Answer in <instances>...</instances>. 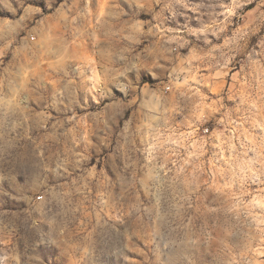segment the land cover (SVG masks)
<instances>
[{
	"label": "clouds",
	"instance_id": "1",
	"mask_svg": "<svg viewBox=\"0 0 264 264\" xmlns=\"http://www.w3.org/2000/svg\"><path fill=\"white\" fill-rule=\"evenodd\" d=\"M0 264H264V0H0Z\"/></svg>",
	"mask_w": 264,
	"mask_h": 264
},
{
	"label": "rangeland",
	"instance_id": "2",
	"mask_svg": "<svg viewBox=\"0 0 264 264\" xmlns=\"http://www.w3.org/2000/svg\"><path fill=\"white\" fill-rule=\"evenodd\" d=\"M5 14H7V13H5Z\"/></svg>",
	"mask_w": 264,
	"mask_h": 264
}]
</instances>
